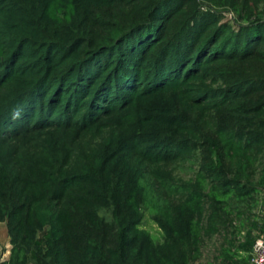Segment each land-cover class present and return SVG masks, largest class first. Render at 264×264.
I'll return each mask as SVG.
<instances>
[{
	"label": "trees",
	"instance_id": "trees-1",
	"mask_svg": "<svg viewBox=\"0 0 264 264\" xmlns=\"http://www.w3.org/2000/svg\"><path fill=\"white\" fill-rule=\"evenodd\" d=\"M263 190L264 0H0V264H249Z\"/></svg>",
	"mask_w": 264,
	"mask_h": 264
},
{
	"label": "rangeland",
	"instance_id": "rangeland-1",
	"mask_svg": "<svg viewBox=\"0 0 264 264\" xmlns=\"http://www.w3.org/2000/svg\"><path fill=\"white\" fill-rule=\"evenodd\" d=\"M168 169L170 170L171 174L175 177L187 179L192 176V169L187 165H179L173 164L168 165ZM97 214L102 217L104 220H110V211L106 208H99L97 210ZM251 219H256L259 223L264 222V196L263 194H258L254 205H252L249 210L246 212L245 215L237 218H232L230 230L232 233L238 236L236 233L235 228L240 229V223L243 224L242 228H246L249 224ZM140 227L147 230L154 240H160L161 234L159 228L151 219V214L146 210L143 209L142 211V219L140 222ZM254 233H257L256 231ZM264 232H259L257 236L263 235ZM230 236L228 233L227 237ZM222 241V235L215 234L212 237L204 239L202 246H201V255L197 260L196 264H207L211 261L214 255H216L219 243ZM9 243H8V235L6 232V227L4 221L0 222V261L7 258L9 253ZM27 264H33V262L29 261Z\"/></svg>",
	"mask_w": 264,
	"mask_h": 264
},
{
	"label": "built area",
	"instance_id": "built-area-1",
	"mask_svg": "<svg viewBox=\"0 0 264 264\" xmlns=\"http://www.w3.org/2000/svg\"><path fill=\"white\" fill-rule=\"evenodd\" d=\"M262 194L264 196V190ZM249 264H264V234L254 239L250 250Z\"/></svg>",
	"mask_w": 264,
	"mask_h": 264
}]
</instances>
